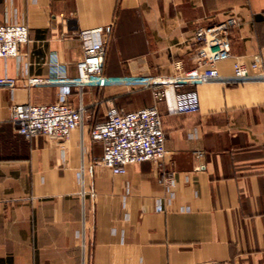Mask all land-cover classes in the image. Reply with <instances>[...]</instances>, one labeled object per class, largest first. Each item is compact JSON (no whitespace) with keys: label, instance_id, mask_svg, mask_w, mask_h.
Returning a JSON list of instances; mask_svg holds the SVG:
<instances>
[{"label":"crops","instance_id":"1","mask_svg":"<svg viewBox=\"0 0 264 264\" xmlns=\"http://www.w3.org/2000/svg\"><path fill=\"white\" fill-rule=\"evenodd\" d=\"M231 15L239 26L220 74L239 60L264 75V0H0V25L29 28L20 57L0 59L13 84L0 87V264H264V80L186 87L201 102L188 115L168 89L166 159L123 175L101 164L91 131L112 105L151 106L148 89L73 90L86 114L67 141L26 139L11 122L14 105L58 102V87L27 81L50 76L53 57L76 77L82 31L112 25L106 76H169L195 66L198 28Z\"/></svg>","mask_w":264,"mask_h":264},{"label":"built area","instance_id":"2","mask_svg":"<svg viewBox=\"0 0 264 264\" xmlns=\"http://www.w3.org/2000/svg\"><path fill=\"white\" fill-rule=\"evenodd\" d=\"M238 26L239 18L231 15L219 24L198 28L192 37L195 45L193 68L184 70L182 64L177 63L175 72L169 76L143 78H114L105 75L108 37L112 33V25L82 31L79 38L84 57L76 64V77H68L64 66L53 57L50 76L30 78L27 81L29 87H58V102L14 105L11 122L17 133L26 139L46 137L67 141L74 131L83 126L86 114L84 105L76 107L70 104L69 97L73 90L82 94L87 89L102 91L115 86L148 89L152 93L151 106L131 112L110 106L104 119L92 128L91 138L102 144L104 154L101 164L113 174H126L129 166L144 162L162 163L168 152L160 105L167 101L168 89L174 90L175 113L188 115L199 112L201 102L198 92L186 91V87L217 82L240 85L264 80V75H251L246 65L239 60L234 64L232 77H223L217 68L219 62L232 57L231 34ZM28 42L27 25H0V59L20 57L21 47ZM255 60L260 61L259 57H255ZM12 86L10 81L0 80V87ZM163 180L167 183V180ZM168 182L170 186L174 185L173 179Z\"/></svg>","mask_w":264,"mask_h":264}]
</instances>
